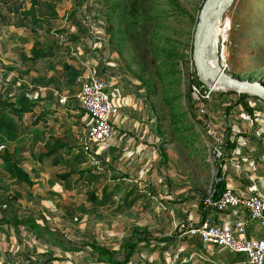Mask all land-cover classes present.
Returning a JSON list of instances; mask_svg holds the SVG:
<instances>
[{
	"label": "rangeland",
	"instance_id": "374dc122",
	"mask_svg": "<svg viewBox=\"0 0 264 264\" xmlns=\"http://www.w3.org/2000/svg\"><path fill=\"white\" fill-rule=\"evenodd\" d=\"M126 1L85 0L79 6L76 0H17L11 7H18L21 11L30 10L31 16L39 21L50 20L52 30H58L62 26L67 27L70 14L75 13L78 22L91 26L90 29L95 33L97 40H100L96 61H104L109 67V72L104 78L112 81L115 86L122 87L128 95L138 100L142 99L148 105V111L151 112L154 120L152 131L158 139L155 144L166 156V164H162L160 157H157L156 174L149 179L151 180L149 185L135 181L136 178L132 176L120 173L115 175L111 172L107 174L105 171L95 184L86 188V191L97 190L96 194H100L105 184L111 182L112 186H115V198L112 204L103 207L92 206L83 201L81 194H74L72 188L66 190L60 183L53 187L46 185L51 173L67 172L64 168L42 165L40 185L29 188L26 185L13 183L0 161V198H7V206L14 207L20 196L26 197L28 202L35 200L36 205L31 206L35 208L38 216H59L55 219L50 217L49 222L57 230H59L57 226H60L61 232L66 235L65 238L75 237V226L82 230L87 216V213L80 212V208H83L96 216L94 221L97 223L96 232L98 238H101L100 241L110 240L108 234H114L117 238L115 242L107 243L110 247L120 243L119 234H122L125 224L151 223L158 228L166 225L167 216H171L169 207L174 203L169 198L176 200L181 196L189 195L188 202L193 203L196 194L210 195L217 165L210 163L202 128L197 120V101L191 94V86L196 85L197 75L192 59L194 33L205 0H144V11L142 4H128ZM114 4H118L122 9L126 5L125 12L128 11L129 15L115 18L119 8L114 9ZM106 6L114 9V13L109 16L112 19L109 25L105 15ZM11 7L4 9L3 14L5 16L14 14L19 17L18 12L14 13ZM85 8L90 12H99L96 17L99 21L92 20L88 11H81ZM141 10L146 14L144 22H133L132 17ZM216 27L218 29L225 27L227 30L225 38L227 66L224 72L241 80L264 83V0H236L229 6ZM213 33L214 42L216 43L217 38L220 42L221 38L219 35L216 36L215 29ZM29 48L31 44L25 45V49ZM3 49L5 52L6 49ZM3 51L0 50V53ZM79 55L83 62H87L83 54ZM68 58L75 60L70 55ZM79 62L81 61H76L78 65ZM1 67L3 65L0 63ZM51 76L55 75L44 70V63L40 62L37 69L32 70L29 76L19 74L17 79L23 80L26 86L29 85L27 86L29 93L47 97L52 93L49 90H57L61 93L60 96L71 97L63 87L56 88L49 82ZM77 89L78 86H75L74 93ZM223 90L215 91L213 99L208 104V116L215 124L224 123L228 120V116L231 119L235 118L231 116H236L233 110L236 103L232 102L237 101V97ZM19 93L20 91L17 94ZM252 101L255 100L248 98L245 104ZM245 104L242 108L246 107ZM29 117L30 115L26 114L23 118L24 125L29 124ZM74 127L75 129L66 128V135L60 132L61 128L58 127L48 133L58 135L59 132L58 136L64 135L61 138L67 145L79 146L81 129L80 126ZM227 129L228 126L226 133H228ZM38 134L33 137L20 135L18 142L6 145V150L13 159L28 172L30 166L39 164L36 157L42 151V142H39ZM1 154L2 150L0 156ZM120 175L125 176L126 180L119 178ZM129 191L144 192L142 194L149 200L146 203L148 205L142 206L145 200L139 202L128 215H123L129 216L128 219L123 220L126 221L125 223L115 222L113 219L100 221L99 216H114L115 206L121 205ZM18 206L20 213L30 210L29 205ZM42 207L43 213L39 211ZM7 209L8 207L4 210ZM75 218L77 221H74ZM175 218L177 220L176 216ZM103 232L108 233L103 235ZM133 237H135L134 230L129 229L123 239L130 241ZM116 252L119 255V251Z\"/></svg>",
	"mask_w": 264,
	"mask_h": 264
},
{
	"label": "crops",
	"instance_id": "0c3cea01",
	"mask_svg": "<svg viewBox=\"0 0 264 264\" xmlns=\"http://www.w3.org/2000/svg\"><path fill=\"white\" fill-rule=\"evenodd\" d=\"M11 5H14V3L6 6L1 5L0 7V50L6 49L5 52L0 53V63L3 65L0 68V95L7 92H10V95L17 94L19 91L23 94L30 92L29 87H27L29 85L27 84L26 86L24 81H20L17 77L19 74L29 76L31 73L30 64L27 62L26 65L25 61V56L30 48L25 49V45L31 44L32 46L33 41L24 29H16L12 26L13 17H16L14 14L11 16L3 14V10L10 8ZM14 8V6L11 7V9ZM83 10L90 13L87 8L81 9V11ZM19 12L18 15L20 17L21 12ZM82 56L89 63L96 61V57H98L97 53L93 56H85L84 54ZM77 65L76 63L75 67H78ZM27 71H29V74L25 75ZM14 82H17L16 85L22 83V90L14 87ZM15 89L16 91H14ZM49 91L52 92V98L53 95L58 98L61 94L57 90ZM76 92L71 96L74 100ZM109 95L110 100L117 104L118 112L112 119L114 134L111 140V148L102 157L105 171L107 174L120 173L125 176H132L136 178L135 181L149 185L151 181L149 179L156 174L157 157L159 155L155 144L158 139L152 131L154 120L151 117V112L148 111V105L142 99L138 100L134 96L128 95L122 87L115 85ZM68 99H70L69 96L67 97V102ZM232 103L235 104L236 100ZM67 104H59L58 107L56 105L49 106V109L55 112V116H47V123L51 124L52 127L45 131V134L42 128L39 127L38 137L40 139L39 142H42V148L50 137L64 142L61 137L66 135V128L75 129L74 126H80L81 131L79 134L83 135L87 119L84 120L85 118H81L80 115H77V112H74L78 119V124L74 123L69 113L64 111L66 108L68 110L71 108V105ZM248 104L251 105L249 111L244 110L240 104H236L233 109L236 112V116H231L235 118L227 117L228 133L226 138L229 141L228 145L230 144V156L220 165V172L223 176L225 188H230L237 193L247 194L249 188L255 186L258 191L264 193V104L259 100L248 102ZM36 111L37 113L44 112V108L37 107ZM57 127L61 128L60 132L64 135L58 136L59 132L57 133L58 135L48 133L53 132ZM29 136L33 137V134ZM44 164L48 163L30 166L29 172L27 171L34 185H40L41 167ZM81 167L92 168L87 161ZM51 174L46 180L48 187L59 184L49 186L47 182ZM71 190L72 192L74 191V194H78L77 190ZM169 199L170 201L174 200V198ZM188 200L186 199L184 202L178 203V205L173 203L169 207L171 216H167V224L161 228L151 223L146 225L139 223L125 224L122 228V234H119L118 240H120V243L118 245L113 244L112 246L114 247H110L107 243L115 242L117 238L114 237V234H108L110 235V240L105 242L102 239L100 241L101 238H98V233L96 232L97 223L94 221L96 216H85L86 222L81 228L82 230L75 226V237L65 238L64 236L66 235L61 232L60 226H57L59 229L57 230L49 222L50 217L55 219L59 216H38L35 208L31 206L36 205L37 202L35 200L28 202L26 197L20 196L14 203V207H8L6 210L5 219L8 222L0 223V253L7 264H100L92 261L86 252H63L61 247L55 242L66 240L72 244L86 243L87 245L97 242L108 249L119 251L120 253L121 246L132 241L123 239L127 231L129 229L134 230V240L137 232L145 228L152 239L145 246L140 244V248L133 254L127 264H246L244 255L229 252L222 247L204 244L200 242L197 235L190 232L205 220L209 221L213 226L232 231L234 220L236 218L247 220L246 213L240 208L225 213H217L215 211L202 212L199 210L197 199L193 203L188 202ZM20 204L29 205L30 210L24 213L18 212V205ZM39 211L43 213L44 208H40ZM23 218L31 220L32 223L38 226L37 229L34 230L29 226H16L9 222V220ZM128 218L129 216H99L100 221L113 219L115 222H120ZM62 219L64 220V216H62ZM74 221H77V218ZM123 222L125 223L126 221ZM105 233L108 232H103V235H106ZM261 235L262 232L256 223L247 222L246 236L248 238H260Z\"/></svg>",
	"mask_w": 264,
	"mask_h": 264
},
{
	"label": "trees",
	"instance_id": "16d2710c",
	"mask_svg": "<svg viewBox=\"0 0 264 264\" xmlns=\"http://www.w3.org/2000/svg\"><path fill=\"white\" fill-rule=\"evenodd\" d=\"M15 1L16 0H0V4L6 6L7 4H12ZM76 1L79 3V6H81L85 0ZM126 3L134 5L142 4V10H145L144 0H127ZM113 7L114 9L116 7L119 8L118 4H114ZM125 7L126 5H124L123 9L119 8V12L115 18H122L125 15H129L128 11L125 12ZM114 9H111L109 6L105 7V15L108 25L112 21L109 16L114 13ZM13 10L15 11L14 13H16L20 11V8L15 7ZM142 10L139 14H136L132 17L134 19L133 22H144L146 14ZM29 11H20V17H13L14 20L12 21V26H14V28L24 29V31L30 35L33 41L28 54L25 56L26 65L28 62L31 68L30 71H32L37 69V66L40 64V62H43L44 70H46L48 73L52 72L55 75L51 76L49 82L56 88L63 87L68 92V94L73 96L74 87H79L80 84L82 66L79 64L78 67H75L76 62L72 59L71 61L68 56L70 55L72 49H75V51L80 54L83 53L85 55L93 56L95 53H97V51H99L100 40L93 41V38H91L89 35V26L77 21V13L70 14L67 27L63 26L58 30H52V22L50 20L45 19L39 21L38 19L32 17ZM89 14L92 20L96 22L99 21V19L96 18L99 12L92 11ZM93 63L96 64L100 75L103 77L106 76L107 72H109V67L105 65L104 61H94ZM28 74L29 71L25 73V75ZM16 83L14 82V87L22 90L23 84L20 83L19 85H16ZM195 83L197 85L202 84L199 81L197 75L195 77ZM225 92L228 94H235L237 97L236 104H240L242 107L246 103L245 100L248 98L259 100L255 96H249L248 94L244 93L238 94L232 90ZM9 93L10 92L0 95V146H3L0 161L4 166L8 177L13 181V183L17 185H26L30 188L34 185L30 174L20 165L17 160L13 159V156H11L6 150V145L18 142L20 140V135L23 137H28L31 134H38L39 127L42 128L45 134V131L52 127L51 124L47 123V116H55V112L50 110L49 106L56 105L58 107V98L54 95L52 98V94L45 98L39 96V94L36 93L23 94L20 92L19 94L13 95H10ZM67 103V105H71V108L69 110L66 108L64 111L65 113H69V116L73 118L74 123L78 124V119L76 118L74 112H77V115H80L81 118H85L84 120L87 119L85 112L82 110L76 99L74 100L72 97H70ZM262 103L264 104V102ZM245 106L246 107L243 109L246 108L247 111L251 109L250 106H247L246 104ZM37 107H43L44 112L36 113ZM26 114L30 115L28 119V125H24L23 123V118ZM228 143V140H226L224 143L223 160L216 165V178L221 176L220 165H222L224 161H226V159L230 156V144L228 145ZM157 151L160 159L162 160V164H166L167 160L163 151L159 147ZM36 161L39 164L47 162L52 167L64 168L67 170V172H57L51 174L47 182L49 186L60 183L66 190L74 188V190H77L78 194L83 196V201L92 204V206L101 205L104 207L112 204L113 199L115 198L114 193L116 188L115 186H112L111 182L105 184L104 187L101 188L100 194H96L97 190L86 191L88 186L95 184L100 179L102 174H104L105 167L102 165L100 168H82V164L87 160L80 146L69 147L61 140L50 137L45 142L42 151L36 157ZM120 177L121 179L126 178L125 176H119V178ZM115 179L118 180L116 177ZM224 188V181L213 182L211 186V195L214 198L217 197L224 190ZM142 193L143 192L129 191L124 196L121 205L115 206L113 215H128L129 212H131L139 202H143L144 200L145 201L142 206H147L148 204L146 203L149 200L146 199ZM189 197V195H185L179 197V199L171 201L180 204ZM194 197L198 200L199 210L202 212L208 211L204 210L203 204L204 198L206 196L196 194ZM6 202L7 198H0V223L8 222V220L5 219L6 210L3 209V206L11 207V205L7 206ZM80 212L87 213V216H93L91 212H86L83 208H80ZM9 222L16 226H29L34 230L38 227L27 218L9 220ZM150 239L152 238L147 234L146 229L143 228L137 232L136 238L134 240L121 246V252L119 255L116 251L108 249L97 242H92L87 245L86 243L72 244L66 240H63L61 242L55 243L61 247L63 252H86L88 253L90 259L95 263L127 264L133 254L140 248V244L145 246V244H148Z\"/></svg>",
	"mask_w": 264,
	"mask_h": 264
},
{
	"label": "built area",
	"instance_id": "2783aa9c",
	"mask_svg": "<svg viewBox=\"0 0 264 264\" xmlns=\"http://www.w3.org/2000/svg\"><path fill=\"white\" fill-rule=\"evenodd\" d=\"M88 26L90 37L93 38V41L97 40L95 33L90 29L91 26ZM220 38V42L218 38L216 39L218 64L225 71L227 66L226 45L225 40ZM79 54L75 49H72L70 53V56L74 57L76 61H81L79 64L82 66V73L75 99L87 116L85 131L80 138L79 146L89 166L100 168L103 165L102 157L111 148V140L114 134L112 119L118 112L117 104L110 100L109 95V92L114 88V83L100 75L96 64L83 62ZM219 89L209 84L191 86V94L197 101V120L202 128L211 164H219L223 160L224 143L227 140L228 121L215 124L208 116V104L213 99L215 91ZM58 103L65 105L67 96L59 95ZM247 106L251 105L247 104ZM2 149L3 146H0V151ZM219 181H223L222 175L214 178V182ZM203 204L204 210L217 213H225L240 208L246 213L247 220L236 218L233 222L232 231L213 226L207 220L202 221L199 226L190 231L198 236L200 242L242 254L246 258V264H264V193L258 191L255 186L249 188L247 194L224 188L215 198L211 194L206 196ZM5 208L6 206H3V209ZM247 222L258 225L262 232L260 238L250 239L246 236ZM0 264H7L1 253Z\"/></svg>",
	"mask_w": 264,
	"mask_h": 264
},
{
	"label": "water",
	"instance_id": "95a60500",
	"mask_svg": "<svg viewBox=\"0 0 264 264\" xmlns=\"http://www.w3.org/2000/svg\"><path fill=\"white\" fill-rule=\"evenodd\" d=\"M236 0H205L198 16L193 42V63L199 81L220 89H228L257 97L264 102V83L241 80L224 72L218 64L216 43L213 46V30L222 16ZM215 60L216 67L208 64Z\"/></svg>",
	"mask_w": 264,
	"mask_h": 264
},
{
	"label": "bare ground",
	"instance_id": "6f19581e",
	"mask_svg": "<svg viewBox=\"0 0 264 264\" xmlns=\"http://www.w3.org/2000/svg\"><path fill=\"white\" fill-rule=\"evenodd\" d=\"M214 29H215L216 36L219 35L220 37H222V38L225 40V38H226V33H227L226 28L224 27V28H222V29H218L217 27H215ZM213 32H214V30H213ZM214 44H215V42H214V33H213V46H214ZM208 64H209L210 66H214V67H216V62H215V60H209V59H208Z\"/></svg>",
	"mask_w": 264,
	"mask_h": 264
}]
</instances>
